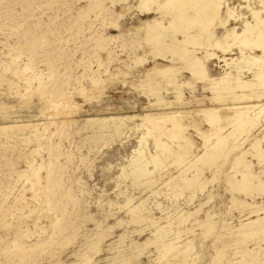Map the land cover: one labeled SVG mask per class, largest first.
Segmentation results:
<instances>
[{
	"label": "rangeland",
	"instance_id": "rangeland-1",
	"mask_svg": "<svg viewBox=\"0 0 264 264\" xmlns=\"http://www.w3.org/2000/svg\"><path fill=\"white\" fill-rule=\"evenodd\" d=\"M154 1L151 11L146 13L142 0H0V264H175L169 258L171 253L167 254L168 245L182 247L185 243H191L187 264H264L262 234L245 237L248 239L244 238L242 243L234 241V245L227 240L229 234L241 231V224L256 220L258 214L264 216V210L258 214L253 212L264 208V193L244 194L237 189L238 192L232 182L240 178L241 173L231 165L235 151L240 153L241 148L251 147L253 137H261L264 118L258 129L249 134L244 131L248 136L244 132L238 134L245 144L231 150L227 161L225 157L218 158L217 163L209 167L189 163L202 155L205 148L211 147L210 144L216 143L214 134L226 135L235 127V121L229 119L232 117L230 112H227V123H222L223 116L222 120L216 121L220 124L213 126L215 122H210L209 117L205 119L204 110L232 106L235 94H241L242 89L250 91L247 88L225 91L222 88L225 83L219 79L227 72H232L230 77L238 74L232 69L234 64H231L232 68L231 65L226 67L225 58L229 62L233 58H245H241L240 53L244 45L240 46L238 42L235 45L231 38L224 39L229 43L228 47L223 41L225 27L219 25L221 19L227 17L225 7L232 8L236 16V20L230 18L229 26H236L242 33L246 28L242 18L255 24L250 9H260L261 13L264 0H225L228 3L220 11L224 15L216 17L215 23H208V27H213L206 28L207 35L203 33L206 43L202 39L201 46H196L199 56L210 51V56L213 55L206 60L208 72L203 77L199 75L198 80L197 74L191 75V70L185 69L184 61L178 56L174 59L176 57L180 65L171 61L172 54L170 60L164 59H169L172 52L168 51L164 57L167 52L164 55L159 47L158 52L157 48H152V45L156 47L151 43L152 31L156 34L163 31L160 26L171 23L174 11L167 0ZM158 7H163L160 8L162 11ZM156 16L160 18V26L152 29L148 24L156 22L146 21ZM260 16H264V12ZM181 23L186 25V22ZM143 24H147L149 35ZM191 30L202 32L198 27ZM169 34L183 38L181 31L171 28L164 35L166 39L163 37L165 44L172 42V36L167 39ZM214 40L219 42L218 45ZM214 45L219 49L227 47L219 50ZM189 46L194 44L189 43ZM153 51L158 54L154 55ZM257 53L262 54L259 50ZM157 55L160 56L157 58ZM171 62L178 67L173 65L171 68ZM163 65L170 67L172 72ZM161 67L170 72L162 71ZM245 67L247 70L242 69L240 76L243 74L246 75L244 79H251L252 70ZM172 76L179 81L175 82ZM164 77L169 79L164 81ZM215 78L217 84L214 80L206 82ZM219 80L223 81L219 83L221 89L216 87ZM226 96L231 99L227 101ZM160 97L164 100L158 99ZM210 97H220L221 101L206 99ZM163 101L171 102L165 105ZM157 102H160L158 107ZM197 107H203L200 110L205 115L201 111L194 115L199 112ZM160 110L165 115L178 114L177 119L183 110L180 121L184 127L186 125L184 136L194 142L188 149L192 154H186L183 162L175 158L182 153L177 144H184V139L167 138V134L161 137L147 130L143 116L147 113L163 115ZM187 111L192 112L191 115ZM111 117L124 121H120L122 124L119 120L100 124L101 119ZM167 119H160V124ZM168 122L165 124L170 127V118ZM156 136L162 143L174 147L175 152L177 148L179 151L176 152L178 155L172 154L175 158L163 159L157 168L154 163H149L151 156L159 152ZM233 138L229 137V147ZM237 142L242 143L241 139ZM261 146L264 147V142ZM140 155L148 163L150 173L139 179L133 175L132 167ZM246 156L253 164V172L264 180V160L255 155L252 148ZM192 165L194 168H190ZM197 170H203L202 175ZM192 175L199 176L198 184L185 188L184 178H193ZM203 181L207 183L203 185ZM201 202L202 207L199 206ZM204 202L207 203L203 205ZM135 207L139 208L137 213L133 211ZM187 213L189 218L180 221ZM224 245L228 249H224L221 259L218 253Z\"/></svg>",
	"mask_w": 264,
	"mask_h": 264
},
{
	"label": "bare ground",
	"instance_id": "bare-ground-1",
	"mask_svg": "<svg viewBox=\"0 0 264 264\" xmlns=\"http://www.w3.org/2000/svg\"><path fill=\"white\" fill-rule=\"evenodd\" d=\"M165 1V0H164ZM247 1V0H246ZM142 2H143V4L142 3H140V5L142 4V8H143V5H145V7H146V13H148L147 12V10L149 11V9L151 8V5L153 4V3H155V1L153 0H142ZM156 2H158V0L156 1ZM167 3L169 4H171V6L173 5V9L172 10H174V11H172V10H169V12L170 11H172V15H173V17H172V15H170L169 14V16H171L170 18H171V23L170 24H168L169 22V20H167V24L168 25H170L169 27H167V26H160V22H159V19L157 18L158 16H156V18H152L151 20H147L146 22L148 23V22H156V24H152V23H149L148 25H149V27H151L152 29H154V28H156L157 27V25L159 24V26L160 27H163L162 29H163V31L161 30H159V28H158V32H157V34L155 33V30L154 31H152V30H150V31H152V32H154V33H151V34H153L152 36H151V39H152V42L151 43H155V46L156 47H154L153 45H152V48H157V47H159V49H161V50H159L158 48H157V52H158V50L159 51H162V52H164L163 54L165 55V53H166V56H164V57H167V54H169L168 53V51H170V52H172V53H170V58L168 59V58H164V59H167V60H170L171 59V56L173 55V57H172V59H171V61L172 60H174L176 63H178V65H180L179 64V62L178 61H176L175 59H177L176 57L178 56V59H181V60H183L184 62H185V64H184V62L182 63L183 64V66H185L186 68L185 69H189V70H191V75L192 74H197V77L199 76V75H201V77H203V75H205L206 74V71L207 70H209L207 67H206V60H209L208 58L209 57H212V56H210L211 54V52L212 51H210L209 53H206L205 55H202L201 56V54H200V56H199V54H198V50H196L197 48H199V47H197L196 48V46H201V41H202V39H203V33L205 32H207V30L209 29V27H210V29H212L211 27H213V26H207L208 25V23H210L211 21L212 22H214L215 23V21H217V19H216V17L218 18V16H222V15H224V14H220V11H221V9L223 8V6L225 5V4H227L228 3V1L226 2L225 0H176V2H175V0H167ZM263 3V2H262ZM163 4H165L164 5V7H166V3H164L163 2ZM139 5V6H140ZM157 5V4H156ZM176 5V6H175ZM157 6H159V4L157 5ZM157 6H154V7H157ZM160 6H162V4L160 5ZM170 5H168L167 7H171ZM141 7V6H140ZM145 7H144V9H145ZM153 7V8H154ZM175 7V8H174ZM185 7V8H184ZM264 7V6H263ZM148 8V9H147ZM152 8V9H153ZM159 9L161 8V7H158ZM157 8V9H158ZM163 8V7H162ZM161 8V9H162ZM227 10H226V12H225V10L223 11V12H225L226 13V15H227V17H226V19L224 18V20H222L221 19V25H219V26H222V28L223 27H225V33H223L222 35H223V41H224V43L226 42V44H227V46L229 47V43H227V40L229 39V38H231V42H232V40H233V42H234V44L236 43V42H238L239 44H240V46H241V44L242 45H244V46H242V48L240 49V53L242 54V56H241V54H240V56H241V58L242 57H245L246 58V60H245V58H243L242 60H240V59H235V58H233L232 60H231V62H229V61H227V58H225L223 55H222V57H224L225 59L223 60V61H225L226 62V67H227V65L229 66V65H231V64H234V67L231 65V68L233 69V70H235L234 72H236V73H238L237 74V76H234V77H230V75L229 74H231L232 72H227V71H225V72H227L226 74H224L223 75V77H221V78H219V79H221V80H223V81H218V86H216V87H218V88H220L219 86H221V85H219V83L221 82H223V84L225 83V85H223V87L222 88H224L225 89V91H226V89L228 90V89H231V90H233L234 88H238V89H240V88H247V90L249 89L250 91L249 92H246L244 89H242V92H241V94H235V99H234V102H233V105L232 106H225V105H223V103H221V108H209V109H207V110H204L206 113L205 114H207V117L206 116H204L205 114H204V112L202 113V111L200 110V109H202V108H198L197 107V109H199V112L197 111L196 113H194V115L195 114H197V113H200V111H201V113L202 114H204L203 115V117H206L205 119H207L208 117H209V121L210 122H215L214 123V125L213 126H216L215 124L217 123L216 121H218L219 122V120L221 119V117L223 118V116H224V120H222L223 122L222 123H224V121L226 122L227 120H229V119H231L230 121H232V120H234L235 121V127H233L232 129L233 130H231L230 132H228V134H226V135H223L222 133H220L218 136H215V135H217V134H214V137H217V138H215V144H210L209 143V140L207 139V142L210 144V146L211 147H208V148H205L206 149V151L202 154V155H198L197 157H196V159H195V161L193 162L192 160V162H189V163H193V165L195 166L196 164H205V165H213V164H215V163H217L216 161L218 160V158H222V157H225V159H226V157H227V155H228V153L229 152H231V150H233V149H236L237 147H240V146H242L243 147V143L244 142H242V137L241 138H238L239 136H238V134H240V132L242 133V132H246L247 134H249L252 130H256L255 128H257V126H260L259 125V123H260V121L264 118V16H260L261 15V13L262 12H264V11H262L261 13H260V11H258V10H260V9H258V10H251L250 9V11L252 12L251 14H253L252 15V17H253V19L255 18V20H256V22H255V24L253 23V24H250L248 21H246L245 19H243L242 18V21L243 22H245V24H244V27L246 26V28H244V31L242 32V33H239L238 32V29L236 30V26L234 27V26H229V24H228V22H229V20H230V18H234L233 20H236V16H235V14H234V12L232 11V8H229V7H225ZM156 9V10H157ZM158 9V10H159ZM160 9V10H161ZM164 9H166V8H164ZM164 9H163V11H164ZM170 9V8H169ZM254 9V8H253ZM143 10V9H142ZM154 10H155V8H154ZM167 11H168V9H166ZM165 10V11H166ZM189 10H193L194 12L193 13H191ZM264 10V9H263ZM150 11H151V9H150ZM153 11V10H152ZM162 11V10H161ZM164 11V12H165ZM166 11V12H167ZM141 12H143V11H141ZM156 12V11H155ZM174 12V13H173ZM150 13V12H149ZM165 14H167V13H165ZM164 14V15H165ZM168 15V14H167ZM159 17H160V15H159ZM162 18V17H161ZM165 18V17H164ZM163 18V19H164ZM223 18V17H222ZM241 17L239 16V19H240ZM214 19H216L215 21H213ZM220 19V18H219ZM218 19V20H219ZM239 19H237V20H239ZM144 22V21H143ZM158 22V23H157ZM181 22H186V25H185V23H181ZM212 22L210 23V24H212ZM251 22V21H250ZM145 23V22H144ZM164 23V22H163ZM163 23H162V25H163ZM213 23V24H214ZM233 23V22H232ZM239 23V22H238ZM242 24V23H241ZM144 25V24H143ZM146 26H147V24H145ZM144 25V27L146 28V32H148L147 31V27ZM185 25V26H184ZM183 26V27H182ZM216 26V25H215ZM214 26V27H215ZM143 27V29H145ZM194 27H198L200 30H202V32L201 31H197V30H191V28H194ZM208 27V29H206ZM150 28V29H151ZM174 29L176 32H178V30L179 31H181L183 34V38L181 39V38H177V36L176 35H172V34H169L170 36H168V38L167 39H170L169 37H171L172 36V42L170 43H168V44H165V42H163L164 41V39H163V37H164V35L166 36V34H167V32L170 30V29ZM187 28V29H186ZM190 29V30H189ZM214 30H215V28H213ZM224 29V28H223ZM149 30V29H148ZM218 30V29H217ZM145 31V30H144ZM211 31V30H210ZM209 31V32H210ZM217 32V31H216ZM150 34V32H148V35ZM210 34L212 35V31L210 32ZM147 35V34H146ZM147 35V36H148ZM180 35V33L178 34V36ZM206 35H207V33H206ZM209 35V34H208ZM217 35V34H216ZM212 36H214L215 37V35L213 34ZM212 36H211V38H212ZM220 36V35H219ZM149 37V36H148ZM180 37V36H179ZM182 37V36H181ZM205 37H207V36H205ZM204 37V38H205ZM217 37V36H216ZM215 37V38H216ZM165 38V37H164ZM208 38V37H207ZM206 38V39H207ZM222 38V37H221ZM220 38V39H221ZM149 39V38H148ZM163 39V40H162ZM166 39V38H165ZM209 39V38H208ZM208 39H207V41H208ZM213 39V38H212ZM211 39V40H212ZM217 39V38H216ZM224 39H227L226 41L224 40ZM219 40V39H218ZM149 42H150V39L148 40ZM166 41H168V40H166ZM203 41H205V39H203ZM215 41V40H214ZM216 42V41H215ZM214 42V43H215ZM220 42H222V41H220ZM189 43H193L194 44V46H195V48H194V46L193 47H190L189 46ZM205 43H206V41H205ZM210 43V42H209ZM213 43V44H214ZM218 41L216 42V44L218 45ZM221 44V43H220ZM238 44V45H239ZM192 45V44H191ZM204 46H206L205 44H203ZM202 45V46H203ZM208 45V44H207ZM210 45V44H209ZM211 45H212V43H211ZM235 45H237V44H235ZM203 46V47H204ZM215 46V45H214ZM221 46V45H220ZM226 45L224 46V47H227ZM233 46V45H232ZM223 47V46H222ZM221 47V48H222ZM223 47V49H225ZM236 47V46H235ZM244 47H245V49H244ZM167 48V49H166ZM194 48V49H193ZM200 48H202V47H200ZM205 48H207V47H205ZM205 48H203V49H205ZM209 48H211V46L209 47ZM212 48H213V45H212ZM215 48L216 49H219V47H217V46H215ZM214 48V49H215ZM220 48V49H221ZM239 48V47H238ZM219 49V50H220ZM222 49V50H223ZM232 49V48H231ZM151 51H152V49H150ZM202 50V49H201ZM208 50H210V49H208ZM221 50V51H222ZM228 50V49H227ZM227 50H226V52H227ZM257 50H259L262 54H258L257 53ZM154 52V51H153ZM224 52H225V50H224ZM228 52H231V51H228ZM155 53V52H154ZM153 53V54H154ZM204 53V52H203ZM219 53V52H218ZM232 53V52H231ZM156 54H158V53H155L154 55H156ZM163 54L161 55V53H160V55H161V58H162V56H163ZM172 54V55H171ZM228 54V53H227ZM154 55H153V57H154ZM159 55V56H160ZM158 55H157V58L159 57ZM174 56H176L175 57V59H174ZM215 56V55H214ZM219 56V55H218ZM239 56V57H240ZM155 58V57H154ZM153 58V59H154ZM216 58H217V55H216ZM220 59V58H219ZM212 60V59H211ZM238 60H240V61H238ZM174 61H172V62H174ZM171 62V68H172V66L174 65V63H172ZM175 63V64H176ZM247 64L246 65V67H248V69H249V71H251L252 70V74H251V79H244L245 77L244 76H246V75H244V76H240V72H242L243 70L242 69H244V65L245 64ZM244 64V65H243ZM254 66V68H253V66ZM164 66V65H163ZM162 66V67H163ZM174 66H177V65H174ZM182 66V67H183ZM255 66H256V68H255ZM160 68V69H162V71H164V70H167V69H169V68H167V67H165L164 66V68H167V69H163V68ZM178 67V66H177ZM245 67V68H246ZM156 68H158L159 69V67H156ZM170 68V69H171ZM174 68V67H173ZM176 68V67H175ZM230 68V67H229ZM169 69V70H170ZM179 69H180V66H179ZM181 69H184V68H181ZM226 69V68H225ZM231 69V70H232ZM251 69V70H250ZM175 70V69H174ZM186 70V71H187ZM229 70V69H228ZM230 70V71H231ZM232 70V71H233ZM244 70H247V69H244ZM157 71V70H156ZM168 71V70H167ZM175 71H177V68H176V70ZM181 71V70H180ZM158 72V71H157ZM159 72L161 73V71L159 70ZM168 72H170V71H168ZM171 72H172V69H171ZM174 72V71H173ZM179 71H177L176 72V74L178 73ZM182 72H183V70H182ZM208 72V71H207ZM162 73H164L165 74V72H162ZM181 73V72H180ZM247 73H248V71H247ZM251 73V72H250ZM249 73V74H250ZM159 74V73H158ZM171 75H172V73H170ZM169 74V75H170ZM210 74V73H209ZM222 74V73H221ZM160 75H162V74H160ZM169 75H167V76H169ZM170 75V76H171ZM178 75V74H177ZM181 75V74H180ZM179 75V76H180ZM208 75V74H207ZM234 75V74H233ZM163 76V75H162ZM161 76V77H162ZM166 75H165V77H167ZM170 76H169V78H170ZM175 76V75H174ZM194 76V75H193ZM192 76V77H193ZM164 77V81H165V78ZM173 77V76H172ZM172 77H171V79H172ZM191 77V78H192ZM196 77V78H197ZM200 77V79H202ZM219 77V76H218ZM168 78V79H169ZM196 78H195V80H196ZM168 79H166V80H168ZM173 79H174V77H173ZM199 79V77L197 78V80ZM204 79H205V77H204ZM204 79H203V81L202 82H204ZM210 79V78H209ZM206 80V82H208L209 83V81H212V80H214V82L216 83L217 81L216 80H218V79H211V80ZM175 82L176 81H179V79L177 80L176 79V77H175ZM174 80H171V81H174ZM193 80H194V78H193ZM200 81V82H201ZM169 82H170V80H169ZM174 82V83H175ZM188 82V81H187ZM187 82H186V84H184L185 86L187 85ZM189 82H190V80H189ZM164 83V82H163ZM170 83H173V82H170ZM182 83V82H181ZM184 83H185V81H184ZM190 83H192V82H190ZM198 83V82H197ZM205 83V82H204ZM204 83H203V85H204ZM212 83V82H211ZM210 83V84H211ZM214 83V84H215ZM168 84V83H167ZM193 84V83H192ZM217 84V83H216ZM215 84V85H216ZM169 85V84H168ZM171 85V84H170ZM175 85V84H174ZM179 84H177V86H178ZM181 85V84H180ZM189 85V84H188ZM176 86V85H175ZM183 86V85H182ZM192 87H194L195 86V84H194V86L193 85H191ZM191 86L189 87L191 90L193 89V88H191ZM205 86V85H204ZM203 86V87H204ZM207 86V85H206ZM205 86V87H206ZM209 86H212L211 88H213L214 86L213 85H209ZM208 86V87H209ZM179 87H181V86H179ZM204 87V88H205ZM207 87V88H208ZM211 88H210V90H211ZM157 89V88H156ZM173 89H174V87H173ZM177 89V88H176ZM183 89V88H182ZM214 89V88H213ZM211 90V92L213 91V92H215V90ZM221 89V88H220ZM237 89V90H238ZM260 89H261V91H260ZM263 89V90H262ZM178 90V89H177ZM176 90V91H177ZM180 90H181V88H180ZM219 90V89H218ZM236 90V89H235ZM182 91V90H181ZM224 91V92H225ZM216 92H217V89H216ZM220 92V91H219ZM179 93V92H178ZM182 93V92H181ZM223 93V91L221 92V94ZM230 93V92H229ZM234 93H236V92H234ZM219 95V93H216V95ZM220 94V95H221ZM225 94H227V92H225ZM231 95L233 94V93H230ZM183 95V94H182ZM215 95V96H216ZM228 95V94H227ZM178 95H176V97H177ZM182 97V96H181ZM184 97V96H183ZM195 97V96H194ZM212 97H214V96H212ZM222 97H224V95L222 96ZM163 98V97H162ZM161 97L160 98H158V99H162ZM225 98V97H224ZM223 98V99H224ZM226 98H227V101H228V98H230L231 99V97H228V96H226ZM234 98V97H233ZM232 98V99H233ZM183 99V98H182ZM201 99H203V98H200V100ZM207 100H210V99H212L213 101L216 99V98H206ZM219 99V100H218ZM221 98L219 97H217V99H216V101H214V102H217V100H218V102L219 101H221L220 100ZM222 99V100H223ZM162 100H164V99H162ZM161 100V101H162ZM177 100H180V99H177ZM196 100H198V99H196ZM200 100H199V102H200ZM211 100V101H212ZM187 101H189V100H187ZM186 101V102H187ZM190 101H191V99H190ZM204 101V100H203ZM229 101H231V100H229ZM65 102V101H64ZM163 102H165V101H163ZM166 102H169V101H166ZM164 103L165 105H167V103ZM171 102V101H170ZM169 102V103H170ZM178 102V101H177ZM192 102V101H191ZM191 102H189L190 103V105H191ZM195 101H193V103H194ZM210 102V101H209ZM231 102V103H232ZM155 103V102H154ZM158 103V105H157V107L159 106V103L160 102H157ZM162 103V102H161ZM169 103H168V105H169ZM181 103V102H180ZM182 103H184V105H185V102H182ZM182 103H181V105H182ZM202 103H204V102H202ZM226 103V102H225ZM52 104V103H51ZM65 104V103H64ZM172 104V103H171ZM177 104V103H176ZM179 104V103H178ZM196 104V103H195ZM201 103H199V105H200ZM160 105H162V104H160ZM181 105H179V106H181ZM184 105H183V107H184ZM187 105H189V104H186L185 106H187ZM226 105H227V103H226ZM156 106V105H155ZM172 106H173V104H172ZM175 107L177 106V105H174ZM206 106V105H205ZM153 104H152V109H153ZM156 107V108H157ZM166 107V106H165ZM216 107H217V105H216ZM155 108V107H154ZM164 108V107H163ZM172 108V107H171ZM160 109H161V107H160ZM170 109V108H169ZM158 110V109H157ZM194 110H196V109H194ZM203 110V109H202ZM163 111V110H162ZM162 111L160 110V113H162ZM170 111H171V109H170ZM170 111H166L167 113L168 112H170ZM174 111H177V109L176 110H174ZM183 110H181L180 111V114H181V116H182V114L183 113H181ZM185 111V110H184ZM223 111H225V113H221V112H223ZM56 112V111H55ZM164 112V111H163ZM190 113V115H191V113L193 112V109H192V112H190V111H187V113ZM195 112V111H194ZM227 112H230V116H232L231 118H229V119H227L228 117H229V113L227 114ZM154 114L156 113V114H158L157 112H153ZM179 113V112H178ZM188 113V114H189ZM66 114V113H65ZM148 114V113H147ZM146 114V116H143L144 117V120H145V123L148 125V128H147V130L149 129L151 132L150 133H152L153 131L155 132V133H157L156 135H158V136H161L162 134L164 135V134H167V138H168V136L170 137V138H174V139H176V140H178V141H180V140H182V139H184V140H182V142L184 141V144H181L180 142L177 144V146H178V148H179V150H181L182 151V153H180L179 151H178V148H177V146H176V148H177V151L179 152V154L180 155H178L174 150H173V148H171L167 143H165V142H163L162 143V141H161V139L159 138V137H157L156 136V143H157V148L159 147V149H157L156 148V150L158 151L159 150V152H157V153H155V155H152L151 156V158H152V161H150V159H149V163H154V165L156 166V168L157 167H159L161 164H162V162H163V159H165V158H168V157H171V156H173L172 154H177L178 156L175 158V156H173L174 158H175V160L176 161H182L183 162V158H185V155L186 154H188V153H190V152H188V149H189V145L191 144V142H193V141H189V139L187 140V137H185L184 136V134H186V133H184L185 132V128H186V125H185V127H184V124H182L183 123V121H182V123H181V121H180V119H182L181 118V116L180 117H178V118H180V119H177V115H173L174 113H172V112H170V114L168 113L167 115H165V112L164 113H162L163 115H154V116H152L151 115V113L150 114H148L147 115ZM175 114H176V112H175ZM225 114V115H224ZM184 115V114H183ZM179 116V115H178ZM189 116V115H188ZM165 117H166V119H167V117H168V119L167 120H165L166 122L165 123H167L168 121H169V118L171 119V126L170 127H167L166 126V124L164 125V124H160V119H162V118H164L165 119ZM185 118L187 117L186 115L184 116ZM183 117V118H184ZM191 117V116H190ZM130 117H127V119H129ZM188 118V117H187ZM192 118V117H191ZM226 118V119H225ZM204 119V118H203ZM117 120H119V124L121 123L120 121H124V119L123 118H121V119H116V118H113V117H111V118H103V119H101L99 122H100V124H103L104 122H106V121H113V122H116ZM183 120H185V119H183ZM188 120V119H187ZM194 120V119H193ZM208 120V119H207ZM66 121V120H65ZM143 121V120H142ZM189 121V120H188ZM229 121V122H230ZM162 122V121H161ZM190 123L191 122H193L192 120L191 121H189ZM207 122V121H206ZM210 122H208V123H210ZM229 122H228V124H229ZM65 123V122H64ZM111 123V122H110ZM118 123V122H117ZM144 122H143V124H145ZM169 123V122H168ZM189 123V124H190ZM198 123V122H197ZM221 123V124H222ZM227 123V122H226ZM32 124V123H31ZM34 125H36V123H33ZM32 124V125H33ZM108 124V123H107ZM112 124V123H111ZM122 124V123H121ZM142 124V125H143ZM145 124V125H146ZM187 124V123H186ZM195 124V122H193V125ZM213 124V123H212ZM217 124H220V123H217ZM232 125L234 124V123H231ZM230 124V125H231ZM31 125V126H32ZM188 125V124H187ZM200 125V123H198V126ZM30 126V125H29ZM36 126H38V125H36ZM115 126H117V125H115ZM119 126V125H118ZM117 126V127H118ZM150 126V127H149ZM191 126V125H190ZM196 127H197V124L195 125ZM217 126H219V125H217ZM33 127V126H32ZM146 127V126H145ZM264 127V126H263ZM34 128V127H33ZM192 128V127H191ZM198 128V127H197ZM222 128H223V126H222ZM118 129V128H117ZM215 129V128H214ZM258 129V128H257ZM188 130V129H187ZM199 132H200V130H198ZM202 131V130H201ZM221 131V130H220ZM262 135H261V137H259V136H256V137H253L254 139L250 142V145H251V147H249V148H247V149H245V148H241L240 150H239V152L240 153H237L236 151H235V153H236V156L234 157V160L232 161V163L233 164H231V165H233L232 167L234 168V169H238L237 171L238 172H240L241 173V177L240 178H236V180L234 181V182H232V183H234L236 186H235V188L236 187H238V188H236V190L237 189H240V190H242L243 191V193L244 192H247L246 194H248V192L250 193V194H253L252 192H262V193H264V180L260 177V175H258V174H255L254 172H253V168H252V162L251 161H249V160H247V154L250 152V148H252L253 149V152H254V154L255 155H258L262 160H264V147H262L261 146V142H264V129L262 128ZM147 132V134H149V131H146ZM204 132V131H203ZM203 132H201L202 133V135H205V134H203ZM206 132V131H205ZM244 132V134L246 135V133ZM216 133H218V132H216ZM243 134V135H244ZM152 135V134H151ZM243 135H241V136H243ZM35 136V135H34ZM147 136H150V135H147ZM155 136V135H154ZM211 136V135H210ZM209 135H208V137H210ZM213 136V135H212ZM232 136V138H233V136L235 137V138H233L234 140H232L233 142L231 143V147H229L228 145H230L229 143H228V140H229V137H231ZM246 136H248V135H246ZM144 137H145V135H144ZM151 137H153V136H151ZM162 137V136H161ZM202 137V136H201ZM206 137H207V135H206ZM205 137V138H206ZM205 138H203L204 140H205ZM213 138V137H212ZM249 138V137H248ZM248 138H246V139H248ZM217 139V140H216ZM231 139V138H230ZM238 139H241V142L242 143H238L237 141H238ZM141 140V139H140ZM155 140V139H154ZM170 140V139H169ZM243 140H245V139H243ZM144 141V139L141 141V142H143ZM231 141V140H230ZM229 141V142H230ZM240 141V140H239ZM174 142V141H173ZM206 142V141H205ZM154 143H155V141H154ZM155 143V144H156ZM194 143V142H193ZM227 143H228V145H227ZM205 144V143H204ZM245 144V143H244ZM192 147H193V145H191ZM204 146H206V145H204ZM229 148H228V147ZM191 148V147H190ZM230 149V150H229ZM239 149V148H238ZM254 149L256 150V151H254ZM234 151V150H233ZM232 151V152H233ZM141 153H142V151H141ZM140 153V154H141ZM191 154H192V152H191ZM251 154V153H250ZM139 155V154H138ZM137 155V156H138ZM196 155V154H195ZM234 155V154H233ZM232 155V156H233ZM227 158H229V157H227ZM224 159V160H225ZM221 159H219V161H220ZM133 161V160H132ZM175 161V162H176ZM218 161V162H219ZM225 161H227V159L225 160ZM182 162H180V163H182ZM221 162H223V160L221 161ZM220 162V164H222ZM188 163V164H189ZM147 164L148 163H146L144 160H143V156L142 155H140L135 161H134V167H132L133 168V170H132V172H133V175H135L136 177H138L139 179L141 178V177H143V176H145V175H148L150 172L148 171V168H147ZM188 164H187V166H188ZM193 165L190 167V168H192L193 167ZM154 166V167H155ZM200 166V165H199ZM209 167V166H208ZM217 167V166H216ZM219 167V166H218ZM237 167H239V168H237ZM186 168V167H185ZM190 168H188L187 167V169H190ZM194 168V167H193ZM186 169V170H187ZM199 169V168H198ZM201 169H203L202 167H201ZM182 170H184V169H182ZM185 170V171H186ZM202 171L203 170H201V171H199V170H197V172H201V175H202ZM196 172V173H197ZM237 172V173H238ZM131 173V172H130ZM237 173H235L236 175L235 176H237ZM195 174V173H194ZM198 175V174H197ZM197 175H195V176H193V178L191 177V178H187V179H185L184 177V180L183 181H185V182H182V183H185L186 184V186H184L185 188L187 187V186H194V184L198 181V177L199 176H197ZM215 175V174H214ZM231 177V176H230ZM233 177V176H232ZM135 178V177H134ZM137 178V179H138ZM182 178V179H183ZM181 179V180H182ZM212 179V178H211ZM210 179V180H211ZM231 179V178H230ZM200 180H202V178L200 179ZM206 180V179H205ZM210 180L208 181V183L210 182ZM232 180V179H231ZM231 180H230V183H231ZM200 182V181H199ZM181 183V184H182ZM203 185H204V183H207V182H201ZM31 184V183H30ZM34 184V183H33ZM196 184H198V183H196ZM200 184V183H199ZM233 184V185H234ZM184 185V184H183ZM201 185V184H200ZM206 185V184H205ZM182 186V185H181ZM196 186V185H195ZM199 186V185H198ZM205 187V186H204ZM188 188H190V187H188ZM192 188V187H191ZM202 188H203V186H202ZM232 188H234V187H232ZM201 189V188H200ZM235 190V191H236ZM238 192H239V190H237ZM245 194V193H244ZM258 194H260V193H258ZM255 196V195H254ZM211 198V197H210ZM236 200H237V198H236ZM234 201V200H233ZM240 201V200H239ZM239 201L237 200V202L239 203ZM244 201V200H243ZM241 202H242V200H241ZM207 202H204L203 203V205L204 204H206ZM238 203H236L235 202V204H238ZM243 203V202H242ZM239 205V204H238ZM199 206H201L202 207V202H201V204L199 205ZM233 206H234V204H233ZM240 206H242V205H240ZM244 206V205H243ZM136 208V207H135ZM139 208H136V210H134L133 209V211H135V213H137V210H138ZM199 210V209H198ZM260 210H264V208H257L256 210H254L253 212L256 214H258V212L260 211ZM191 214V213H190ZM188 213H187V215L186 214H184L182 217H181V219H180V221H185L186 219H188L189 217H188ZM262 214H258V216H257V218H256V220H252V221H249V222H247V223H243V224H241V227H240V229L239 230H241L240 232H233V234H229V236H228V238H227V240H228V243H231V244H233L234 245V243L235 242H239V243H242V241H244L245 239L247 240L248 238H250V237H248V236H259L260 234H262L263 235V237H264V216H261ZM264 215V214H263ZM136 217H137V215H135ZM190 216V215H189ZM207 227V226H206ZM209 228L211 229V225L209 226ZM208 228V229H209ZM238 230V231H239ZM234 231H236V230H234ZM232 233V232H231ZM234 233H236V234H234ZM245 237H248V238H245ZM245 238V239H244ZM252 240V239H251ZM235 241V242H234ZM190 242V241H189ZM188 242V243H189ZM239 243H237V245H241V244H239ZM190 244L191 243H189V245L188 244H186L185 243V246L183 245V243H182V247H178V246H171V245H168V248L169 249H167L168 251H167V254H170L171 253V255H170V257H169V255H168V257L170 258V259H172V260H174V263L175 264H187L188 263V259H189V256H190V249H191V247H190ZM226 244H227V242H226ZM230 244V245H231ZM192 246V245H191ZM178 247V248H177ZM228 247H230V246H228ZM166 248V247H165ZM225 248H227V246H225L224 245V247H223V249H219V252L220 253H218L219 255H218V258H223V256H224V253H225V251H224V249ZM228 249V248H227ZM215 258H217V257H215ZM160 259H162V258H160ZM165 259H167V257L165 258ZM246 259V257H243V260H245ZM169 260V259H168ZM171 260V261H172ZM216 261H217V259H215ZM169 262V261H168ZM222 264V263H221ZM236 264V263H235Z\"/></svg>",
	"mask_w": 264,
	"mask_h": 264
}]
</instances>
